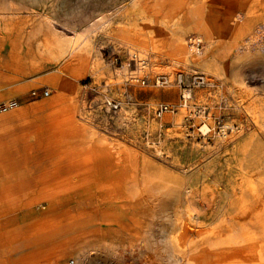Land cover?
<instances>
[{
  "label": "rangeland",
  "instance_id": "374dc122",
  "mask_svg": "<svg viewBox=\"0 0 264 264\" xmlns=\"http://www.w3.org/2000/svg\"><path fill=\"white\" fill-rule=\"evenodd\" d=\"M150 2L153 0H0V68L14 63L17 21L29 15L37 18V60L45 57L51 60L47 64L40 62L45 68L38 73H50L38 77V82L26 94L13 93L0 97V100L14 99L18 104L38 101L48 98L43 95L45 88L49 89V96H52L57 95L62 87L61 105L72 113L70 123L88 127L105 138L97 141L94 133L92 146L97 147L99 153L111 156L118 178L120 174L126 175L132 171L125 167L129 158L138 163L147 161L146 167L156 171L157 175L172 177L178 174L189 177L194 180L190 199L183 196L176 199V216L183 217L186 206L199 212L203 209L207 222L215 224L223 216L221 211L227 209L230 212L228 203L240 194V177L236 175L238 170L232 154L233 147L240 141L251 139L253 146L264 150V132L258 123L263 122V118L256 121L253 115L254 112H264V14L254 23L256 40L247 41L244 46L239 45L245 43L239 38L235 40L238 45L231 48L208 46L200 32L188 30L184 34L183 44L192 50L196 63L184 64L174 62L166 51L176 47L169 36L176 30L172 23L176 20V12L172 13L171 20L165 21L163 25L166 27L163 30H156L157 20L150 15V8L144 9ZM207 2L212 7L221 8L220 1ZM238 6L233 10L235 19L245 15L243 10L235 13ZM255 9L251 14L264 12V7ZM136 31L141 33H133L132 40L117 35ZM154 35V38L151 37ZM193 36L201 39L203 44L200 49L196 50L189 43ZM154 43L157 47H154ZM233 49H239V58L232 62L230 52ZM53 50L61 51L62 56L55 59L50 55ZM133 51L146 59L145 70L128 65L129 53ZM71 54L78 58L85 57L83 75L69 77L68 68L73 65L68 61ZM115 57L118 59L116 64L113 62ZM215 57L217 71H204L200 65ZM178 71L200 72L208 78L210 85L195 88L190 99L181 105V91L176 86H155L152 83L141 85L130 78L143 75L153 77L158 73L174 74ZM107 100L120 101V109L117 112L108 110L105 104ZM162 103L176 106V111L156 116L154 109ZM87 153L84 150L82 156ZM86 166L91 165L82 163L80 169ZM142 169L140 167L139 172ZM79 177L69 175V186L82 182ZM85 182H90V186H98L93 185L92 180ZM100 192L95 191L93 196L97 203L111 200H103ZM36 194L39 199L41 192ZM165 198L155 208L156 216L152 215L162 228L172 223L169 221H172L173 215L168 205L170 201ZM69 199L79 200L75 196ZM80 199L81 203H85L91 198L82 196ZM219 201L225 207L221 211L215 205L206 207L207 204ZM161 208L164 211L160 213ZM18 210L22 212L25 208L23 206ZM89 210L87 205H82L81 211L87 213ZM235 219L243 222L246 215H236ZM96 226L91 225L85 230H92ZM156 233L159 235V246L170 247L167 244V231L161 229ZM196 233L193 231L191 234ZM129 236L130 233L124 234V238ZM102 252L96 251L89 255L90 260L87 258L85 264H120L112 251ZM134 255L136 258L131 259L124 252L126 264H142L135 251ZM74 259L75 254H70L63 261L65 264H73Z\"/></svg>",
  "mask_w": 264,
  "mask_h": 264
},
{
  "label": "bare ground",
  "instance_id": "6f19581e",
  "mask_svg": "<svg viewBox=\"0 0 264 264\" xmlns=\"http://www.w3.org/2000/svg\"><path fill=\"white\" fill-rule=\"evenodd\" d=\"M179 4L180 2L172 0L170 5L165 7V0H153L144 9L150 8L148 11L153 17L157 14L161 15L160 19L155 18L157 20L156 30H163L165 28L163 25L164 17L176 12ZM261 15L253 18V20L243 21L238 26V32L231 35H222L220 31L211 32L208 30V25L202 22L196 25L198 32L201 33L208 46L218 45L221 49L223 47L231 48L238 38L245 42L239 44L242 46L246 45L247 41L256 40L257 30L254 27V21L259 20ZM173 22L176 26V20ZM134 33H141V31ZM117 35L127 40L133 38L132 34L126 32L117 33ZM155 36L151 37L154 38ZM169 36L176 43L174 49H166L172 56V60L184 64L196 63L192 50L184 47L182 34L174 30ZM156 45L154 43V47H157ZM226 50L228 51V49ZM237 50L239 49H233L230 52L232 62L239 58L237 57ZM50 55L59 59L62 52L53 50ZM215 62L216 57L206 60L200 66L206 72L210 70L216 72L218 67ZM130 65L134 66V64ZM59 90H62V87ZM184 95L186 96V94ZM53 98L54 95L48 96L47 100L51 101ZM108 101L110 100L106 102ZM0 104H4L0 112L18 105L14 99L0 102ZM253 115L256 121H259L260 117L263 118V122L258 123L264 132V112H254ZM65 125H67L68 131H66ZM74 126L75 123L64 124L59 139L68 141L70 143L69 149L79 144L82 151L86 150L88 153L84 160L81 157L79 160L70 161L68 166L79 168L82 163L83 165L98 163L99 149L88 143L91 136L86 134L85 126ZM77 128V133H75ZM232 154L238 170L236 175L240 177L238 184L240 194L228 203L230 212L227 209H224L223 212L220 210L225 208L220 201L206 205L207 208L215 205L223 214L215 224L207 222L203 209L199 212L186 205L183 209L184 216H176L178 208L176 199L181 196L190 199L191 188L194 184L193 179L178 174L172 177L165 174L157 175L156 171L146 167L147 161L142 160V163H138L132 158H129L125 165L132 171L126 175L120 174L119 178L116 174L111 178L109 186H102L103 184L96 187L88 185L83 190L74 186L67 188L56 186L47 192H43L37 201H26L25 210L20 213L21 219L38 213L43 214L44 217L32 229L26 223L20 224L19 230L22 233L23 243L26 241H30V244L40 240L50 241L46 250L31 259V264H43V261H46V264H65L63 260L65 256L70 254H75L73 264H85L88 256L96 251H112L120 264H126V260L123 259L124 252H127L131 259H135L134 251L138 254L137 259H140L142 264H264V150H258L253 146L251 139H246L233 147ZM140 167L143 168L142 171L140 170L141 172H139ZM68 171L75 173L78 169L70 168ZM56 173L53 171L52 176H38V183L51 177L55 178ZM106 184L108 183L106 182ZM97 190H101L100 197L103 200H111H108L107 203H97L93 198ZM2 193L7 195L10 192ZM74 196L78 197L79 200L69 199V197L74 198ZM82 196H89L91 199L85 203L83 200L81 203L80 198ZM24 197L27 195L25 194ZM165 197L170 201L168 205L173 215L172 221H169L172 223L168 227L162 228L154 221L152 215L156 216L155 208L162 204ZM112 199L115 200L112 201ZM84 204L90 208L87 213L81 211ZM163 211L161 208L160 213ZM236 215H246V220L240 222L235 219ZM228 219L230 221L226 223L225 221ZM95 224L97 226L92 230H85ZM161 229L167 231V244L170 246L168 248L159 246L157 239L159 235L156 232ZM193 231H197V233L192 235ZM129 233V238H124V234ZM125 239L127 240L126 243L124 242ZM135 241L137 243H134ZM94 255L97 256V254Z\"/></svg>",
  "mask_w": 264,
  "mask_h": 264
},
{
  "label": "crops",
  "instance_id": "0c3cea01",
  "mask_svg": "<svg viewBox=\"0 0 264 264\" xmlns=\"http://www.w3.org/2000/svg\"><path fill=\"white\" fill-rule=\"evenodd\" d=\"M171 1H165V7H168ZM207 1L210 2V0H176L180 2L176 9L177 33H181L184 37L188 30L198 31L196 24L202 22L208 25V30L211 32L220 31L222 35H231L238 32V26L243 21L253 20L258 15L264 14V12L251 14L255 8L264 7V0H217L221 2V8L212 7ZM236 6L239 8L235 13L243 10L244 17L237 15L238 18L235 19L233 10ZM172 17V15L165 16L164 24ZM154 18L160 19L161 15L157 14ZM257 21L259 20H255L254 23ZM17 22L15 64L11 62L6 68H0V97L13 93L24 95L38 82V77L50 73V71L38 73L45 68L40 62L47 64L51 60L46 57L37 60L36 16L20 17ZM235 45L238 44L234 42L233 46ZM75 57L77 56L71 54L68 58V61L73 63L68 68L71 78L85 73V57ZM62 93V90H59L51 101L46 98L24 102L0 113V264H31V259L40 255L49 245L50 241L46 240L34 241L31 244L30 241L23 243L22 233L19 230L21 223H26L32 229L44 217L38 213L21 219V212L17 209L25 206L26 201H37V192H41L42 196V192H47L53 187H69L70 174L81 177L82 182L74 187L82 190L90 183L85 182L86 180H92L93 185L106 184V182L109 184L111 178L117 174L111 156L101 152L98 163L91 166L82 169L81 166L79 168L68 166L70 161L79 160L81 157L84 159L85 156H82L83 151L79 144L69 149L70 143L59 139L63 125L72 120V113L61 105ZM5 100L7 99L0 101ZM60 115L62 117L59 118ZM65 126L68 131L67 125ZM77 126L82 125L75 123L74 127ZM77 130L78 128L75 129V133ZM85 131L91 136L88 143L92 146L95 132L88 127H85ZM95 134L97 141L105 139L99 133ZM70 168L78 171L69 173ZM53 171L57 172L55 178L51 177L38 183V176H52ZM53 180L56 182L54 183ZM5 191L10 193L5 195L2 193ZM25 194L27 197H24ZM43 264H46V261H43Z\"/></svg>",
  "mask_w": 264,
  "mask_h": 264
},
{
  "label": "built area",
  "instance_id": "2783aa9c",
  "mask_svg": "<svg viewBox=\"0 0 264 264\" xmlns=\"http://www.w3.org/2000/svg\"><path fill=\"white\" fill-rule=\"evenodd\" d=\"M189 41V43L191 45H194L196 49H200L202 47L203 43L200 38L193 36L189 39ZM113 62L116 64L118 62V59L116 57L113 58ZM130 64H134L141 70H145V67L147 66V61L145 58L140 56V53H138L137 51H133L129 53L128 56V65L131 66ZM130 78L135 79V81H138L141 85H147L152 83L155 86H176L181 91V105L185 104L187 100L190 99L192 91L195 88L207 87L208 85H210L208 78L204 74L197 71L191 73L178 71L174 74L158 73L155 74L153 77L143 75L140 77L130 76ZM49 93L50 91L48 88H45L43 90L44 96H47ZM184 94H186V96ZM105 104L108 110L115 112L120 108L121 102L116 100H110ZM2 107H4V104H0V109ZM175 111L176 106L163 103L159 104L154 109V113L158 117L162 116L166 112L173 113Z\"/></svg>",
  "mask_w": 264,
  "mask_h": 264
}]
</instances>
